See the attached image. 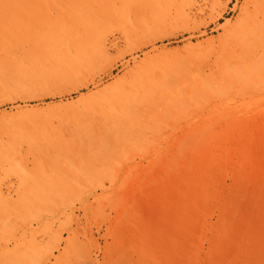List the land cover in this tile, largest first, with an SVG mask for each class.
<instances>
[{
  "label": "rangeland",
  "instance_id": "rangeland-1",
  "mask_svg": "<svg viewBox=\"0 0 264 264\" xmlns=\"http://www.w3.org/2000/svg\"><path fill=\"white\" fill-rule=\"evenodd\" d=\"M251 3L0 0V264H143L133 246L164 239L184 189L202 212L184 260L231 251L235 202L264 199Z\"/></svg>",
  "mask_w": 264,
  "mask_h": 264
},
{
  "label": "bare ground",
  "instance_id": "bare-ground-1",
  "mask_svg": "<svg viewBox=\"0 0 264 264\" xmlns=\"http://www.w3.org/2000/svg\"><path fill=\"white\" fill-rule=\"evenodd\" d=\"M251 5L253 8V11L252 13L248 15V18L245 20L246 22L245 27L237 35L238 36L237 40L240 42L241 45H243V48L253 47L254 49H256L255 48L257 46L256 43L264 39V0H253V3H251ZM80 70L81 71L83 70L82 65H77L75 68L69 69V70L63 69L61 72L59 71V69H55V77L67 78V77H70L72 74H76ZM235 193H238V192H235ZM195 194L193 191L187 192L185 189L179 191V196L177 198L179 201L182 202L185 210H180V211L174 212L173 214H171L169 210L167 211V213L165 212V213H162L163 215L161 214L164 217V219H166V222L164 223L166 224V227L168 228L169 232L164 237V239L163 237H160V239H162L160 242L159 240L158 242H156L157 239L152 238V236H150L148 233L141 232L142 234H140V238H139L140 243L136 246L134 245L133 246L134 248L133 247L132 248L135 251V253H137L140 256V261L143 264H188L189 263V261L186 262V260H184V253L188 249V247L184 243L187 241V239H191L190 238L191 235H189L190 233L187 234V232L191 230V226L193 224L195 226L196 223L199 224L198 222L199 219L201 220V217L199 218V215H197V211H200V209L197 210L198 206L196 205V203L199 200L196 197L197 195ZM260 196H261V193H260ZM162 197L165 200H171L170 199L171 191L164 192V195ZM235 198L237 199V197ZM235 198L233 199L236 201ZM240 200L241 199L239 197V200L235 202L236 204L238 203L237 205L239 206V208L236 209V213H238V215L240 216V219L237 221L235 220V222L233 221L231 223L232 225H234V229H235L232 235H234L236 238L233 241H231L229 245H227V247L230 246L228 247V249L230 248L231 251L229 252L224 251L223 253H220L221 249L220 250L218 249V245H219L218 241H220L219 239H222V238L225 239L227 237H224V236L221 238L216 237V240L214 239V237H212L218 243V245L217 243H215L213 244V246H211V249L213 252L210 255H213L211 257L212 258L214 257V259L212 260L210 259L211 257H209L210 261L212 260L211 262L209 261L210 262L209 264H264V199L263 200L260 199L262 201H259V199H257L256 201V197L254 198L251 195V196H248L246 201L242 204L240 203ZM231 203H234V202H231ZM161 206H163V204ZM229 206L231 207L233 206V204ZM212 208H210V210ZM214 209L215 208H213V210ZM221 219H224V222L230 221L225 218H221ZM162 226L164 227V225ZM193 229L198 230L196 227ZM138 230H136V232ZM139 232L140 230L138 231V233ZM223 233L225 232H222V234ZM226 234H229V233H226ZM217 235L219 236V234ZM176 241L181 242L183 244H179V245L176 244L175 246L171 244V242H176ZM179 253L181 254L179 255ZM188 256H185L186 257L185 259L188 260L189 258L192 257L191 255H188ZM190 264H192V262Z\"/></svg>",
  "mask_w": 264,
  "mask_h": 264
}]
</instances>
